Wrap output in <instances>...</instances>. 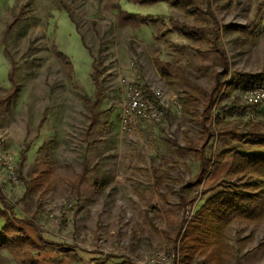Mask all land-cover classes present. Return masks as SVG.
<instances>
[{
    "label": "rangeland",
    "instance_id": "1",
    "mask_svg": "<svg viewBox=\"0 0 264 264\" xmlns=\"http://www.w3.org/2000/svg\"><path fill=\"white\" fill-rule=\"evenodd\" d=\"M195 1L187 13L132 0H0V154L11 155L18 177L14 181L1 162L0 187L17 217L38 232L18 227L32 229L36 240L39 233L59 244L44 251L45 257L52 255L44 263L67 258L71 264H94L111 256L109 264L126 259L145 264L153 251L172 253L184 214H193L201 201L185 211L179 203L191 201L227 172L230 157L197 190L188 187L199 163L179 147L202 146L203 103L185 109V90L167 82L155 66L156 59L173 62L178 73L210 93L223 68L195 50L208 51L211 44L176 33L161 40L153 28L122 27L114 7L119 3L131 13L195 28L206 25L199 10H211L224 27L255 22L264 0ZM256 23L257 37L250 35L242 46L240 33L220 30L227 79L237 73L264 75V23ZM97 61L99 88L92 78ZM131 84L163 101L165 124L126 121L125 93ZM221 104L245 105L243 91ZM227 121L242 132L264 130V109ZM217 129L213 125L212 131ZM227 239L233 253L228 264H264V221L235 222ZM0 264L19 263L0 251Z\"/></svg>",
    "mask_w": 264,
    "mask_h": 264
},
{
    "label": "trees",
    "instance_id": "2",
    "mask_svg": "<svg viewBox=\"0 0 264 264\" xmlns=\"http://www.w3.org/2000/svg\"><path fill=\"white\" fill-rule=\"evenodd\" d=\"M138 6H154L161 3L190 13V7L196 5L195 0H132ZM118 19L122 27L155 29L156 38L164 39L176 33L188 41H207L211 44L208 51L195 50L200 57L213 56L216 65L223 68L212 92L199 87L187 75L178 73L173 62L155 60V66L167 82L175 86L179 84L186 92L182 100L183 107L194 108L198 102L203 103L204 139L201 147H179L182 151L192 153L199 163V169L189 188L198 189L206 179L218 171L230 157L227 172L216 179L206 189L197 191L191 201L183 199L178 208L185 211L201 201L191 219L181 221L173 238L172 252L179 255L182 264H192L200 259L206 264H228L233 259L232 247L227 239L231 225L235 222L259 225L264 221V130L250 129L239 131L229 125L227 118L246 115L256 108L248 104H221L235 91L246 92L252 88L264 86V75L237 73L227 79L230 72L227 54L222 47L220 30L238 32L243 37L240 46L246 44L248 37H257L258 24L264 23V1L260 4L255 22L248 25H226L222 27L211 10H199L198 18L205 22L202 28H195L172 18L160 15L131 13L122 9L117 3ZM264 25L262 26V28ZM93 80L97 88L98 61L94 62ZM173 70H175L173 72ZM223 76L225 78H223ZM96 103L98 101H95ZM213 110L216 111L213 114ZM96 119V118H95ZM97 120V119H96ZM92 120L90 128L95 124ZM213 125L218 129L212 131ZM176 144L171 139L169 140ZM22 165V163H19ZM86 169V168H85ZM16 223L33 226L19 219L14 207L0 187V251L13 255L19 264H40L36 254L48 249L58 248L59 244L47 241L38 233L37 241ZM38 232V228L33 226ZM60 248V247H59ZM34 253V254H33ZM111 256L96 259L94 264H109ZM179 261V263H180ZM117 264H135L130 259Z\"/></svg>",
    "mask_w": 264,
    "mask_h": 264
},
{
    "label": "built area",
    "instance_id": "3",
    "mask_svg": "<svg viewBox=\"0 0 264 264\" xmlns=\"http://www.w3.org/2000/svg\"><path fill=\"white\" fill-rule=\"evenodd\" d=\"M243 98L246 104L261 108L264 107V86L252 88L243 93ZM125 116L126 121L135 122L137 118L145 119L151 124L161 125L167 122L166 109L163 101L153 94L144 91L142 85L131 84L127 87L125 93ZM4 140L0 138V150L3 149ZM0 154V163L7 166L14 181L18 179L16 167L13 158L9 154ZM193 214H188L187 218L191 219ZM179 255L175 252L153 251L145 264H179ZM91 264V263H85Z\"/></svg>",
    "mask_w": 264,
    "mask_h": 264
},
{
    "label": "crops",
    "instance_id": "4",
    "mask_svg": "<svg viewBox=\"0 0 264 264\" xmlns=\"http://www.w3.org/2000/svg\"><path fill=\"white\" fill-rule=\"evenodd\" d=\"M168 140H170V139H168ZM228 168H229V166H228ZM22 229H24L26 232H27V234L33 239V240H35V241H37L36 239H35V237H34V235H33V233L31 232V231H33L32 229H30L29 227H21ZM66 251H64V253H65ZM44 253L45 252H43L42 253V255H41V257H37L36 259L39 261V262H41L42 264H46V263H44L43 261H45L46 259H50L51 258V256L52 255H50V256H48V257H45L44 256ZM51 254H53V252H50ZM55 258V257H54ZM81 259V258H80ZM51 260V259H50ZM81 260H83V259H81ZM60 262H57V263H54V264H59ZM61 264H71V261H67V258H65L64 260H63V262H61Z\"/></svg>",
    "mask_w": 264,
    "mask_h": 264
}]
</instances>
